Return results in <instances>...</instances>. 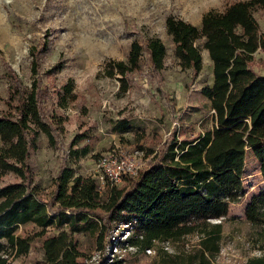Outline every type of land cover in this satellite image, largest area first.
Masks as SVG:
<instances>
[{
    "label": "trees",
    "instance_id": "1",
    "mask_svg": "<svg viewBox=\"0 0 264 264\" xmlns=\"http://www.w3.org/2000/svg\"><path fill=\"white\" fill-rule=\"evenodd\" d=\"M257 12L264 13V0H239L223 9H210L203 13L200 26L172 15L166 19L182 69L199 75L202 52L209 53L213 82L203 86L201 93L214 111V127L207 136L192 141L197 155L188 161L169 164L154 157L137 176L125 177L122 184L106 183L104 190L97 179L76 173L69 164V158L90 152L89 145L75 147L91 138L87 132L71 140L50 196L40 195L33 184L31 152L41 133L56 145L64 132L63 117L47 109L52 94L40 75L28 88L7 64L12 110L0 115V181L8 173L20 180L0 184V264L28 255L36 244L43 257L35 264H94L77 235H88L103 261L112 232L123 224L131 230L127 239L116 242L120 248L133 246L139 253L157 248L161 264H213L221 251L223 220L230 205L246 194L243 174L249 150L260 162L264 181V73L253 66L256 53L264 52V30ZM38 51L34 52L35 72ZM166 59L164 41L146 36L143 41L133 40L127 58L110 60L101 74L119 80L124 94L139 72L162 84ZM56 90L61 107L76 99L72 81ZM113 129L127 132L132 125L122 118L113 123ZM245 216L257 231L254 248L264 251V187L249 198ZM28 223L35 225L33 232L17 233ZM189 235L199 237L192 249L168 252L157 247L158 242L169 241L183 245ZM111 264H125V258ZM244 264H264V252L248 257Z\"/></svg>",
    "mask_w": 264,
    "mask_h": 264
},
{
    "label": "rangeland",
    "instance_id": "2",
    "mask_svg": "<svg viewBox=\"0 0 264 264\" xmlns=\"http://www.w3.org/2000/svg\"><path fill=\"white\" fill-rule=\"evenodd\" d=\"M235 1L239 0H0V115L12 110L8 103L9 81L5 76L8 64L28 88L40 75L43 86L52 94L47 109L63 117L64 132L56 145L41 133L37 147L31 152L33 184L42 197L50 196L65 152L74 136L80 133L88 132L91 138L75 147L89 145L90 152L76 159L69 158V164L76 173L97 179L103 190L106 182L100 179L99 158L105 154L126 156L141 150L148 156L146 165L154 157L172 164L197 155L192 141L202 131L207 136L214 122L210 104L201 93L203 86L213 82L212 63L204 58L203 69L197 76L190 69H182L174 56L166 19L172 15L200 26L204 12L223 9ZM256 17L264 30V13L257 12ZM146 36L160 37L167 46L163 82L159 85L139 72L123 94L120 81L104 77L101 72L110 60L126 59L131 42L143 41ZM35 51H38V72L33 69ZM202 53L205 55V50ZM253 66L264 73V52L256 53ZM143 69L145 72L149 69L147 55L143 57ZM71 81L76 99L61 107L56 89ZM122 118L129 119L132 130L113 129V123ZM176 121L179 124L174 125ZM19 180L8 173L0 184ZM243 185L244 198L230 205L229 217L224 221L226 236L216 264H244L248 256L264 252L254 248L257 231L244 213L252 194L264 187L260 162L250 150ZM35 228L33 223H28L20 226L17 233L25 235ZM115 232L119 233L117 230L112 234ZM124 232H120L122 238ZM77 237L88 248L89 262L94 264H102L114 254L125 258V264H159L156 249L139 253L131 249L112 251L107 247L101 261L102 253L93 247L92 239L85 234ZM197 240L198 236L185 240L177 248L192 249ZM166 245L169 246L164 248L166 251H175L172 243ZM42 257L43 251L36 244L28 255L11 260V264H35Z\"/></svg>",
    "mask_w": 264,
    "mask_h": 264
},
{
    "label": "built area",
    "instance_id": "3",
    "mask_svg": "<svg viewBox=\"0 0 264 264\" xmlns=\"http://www.w3.org/2000/svg\"><path fill=\"white\" fill-rule=\"evenodd\" d=\"M176 124H179V122L178 121L174 122V125ZM204 134L205 132L202 131V135ZM146 157L148 156H146L145 153L141 150H136L133 154L126 156L117 153L105 154L99 158V168L102 172V174L100 175V179L102 180L103 183L106 182V183H110L111 185H115V184H120L122 180L127 176H137L139 171L149 166V164L146 165V163H144V161L148 159V158L146 159ZM117 230L119 231V233L115 232L111 236L112 242L107 246L109 247V250L118 251L119 249H131L137 251V249L133 246H129L127 248H120L118 244H116V242L119 239L120 240L127 239L131 230L129 224H123L118 228L114 229V231ZM121 231H126L124 232V234L125 233L126 234L125 237L123 238L122 236H120ZM167 243L168 242H166L165 245ZM164 248L168 249L169 246L166 245L164 246ZM154 250H155L154 248H150L147 249L146 251L148 253H151ZM116 258H122V256H116V254H114L113 256L107 259L106 264H111V261H113Z\"/></svg>",
    "mask_w": 264,
    "mask_h": 264
},
{
    "label": "crops",
    "instance_id": "4",
    "mask_svg": "<svg viewBox=\"0 0 264 264\" xmlns=\"http://www.w3.org/2000/svg\"><path fill=\"white\" fill-rule=\"evenodd\" d=\"M202 19V18H201ZM206 53L208 54V56L206 55ZM210 59V57H209V53H208V51L207 50H205V55H204V53H203V59ZM210 62L212 63V61H211V59H210ZM212 68H213V65H212ZM211 111H213L212 109H211ZM213 118V117H212ZM213 127H214V122H213V125H212V127H211V130H209L208 132H210V131H212V129H213ZM246 205H247V203H246ZM246 205H245V207H246ZM231 207V206H230ZM229 213H230V209H229ZM229 213H228V215L226 216V218L223 220V232H222V239H221V246H222V242L224 241V239H225V231H224V221L225 220H227L228 219V217H229ZM244 213H245V209H244ZM218 222H220V220L218 221ZM193 239V238H197V235H189L185 240H190V239ZM198 239H199V237H198ZM198 241V240H197ZM170 242V241H169ZM166 242H158L157 243V245L158 244H161V245H164ZM170 243H172V242H170ZM173 244V248L174 249H179V248H177V246H181V245H179V244H174V243H172ZM175 245V246H174ZM158 247V246H157ZM163 247V246H162ZM155 249H157V248H155ZM259 251H261V250H259ZM171 252H174V251H171ZM222 248H221V251L216 255V257H215V259L213 260V264H216V259L218 260L219 258H221V255H222ZM157 254H158V252H157ZM250 256H253V255H250ZM250 256H248V257H250ZM247 257V258H248ZM247 258H246V260H247ZM245 260V261H246ZM158 263L159 264H161V257H160V255L158 254Z\"/></svg>",
    "mask_w": 264,
    "mask_h": 264
}]
</instances>
